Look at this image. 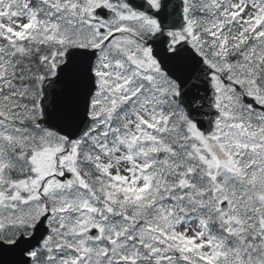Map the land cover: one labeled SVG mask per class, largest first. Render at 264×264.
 Wrapping results in <instances>:
<instances>
[{
	"label": "snow or ice",
	"instance_id": "6c2138e0",
	"mask_svg": "<svg viewBox=\"0 0 264 264\" xmlns=\"http://www.w3.org/2000/svg\"><path fill=\"white\" fill-rule=\"evenodd\" d=\"M0 264H264V0H0Z\"/></svg>",
	"mask_w": 264,
	"mask_h": 264
}]
</instances>
